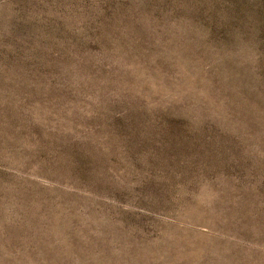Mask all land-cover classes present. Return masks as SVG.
<instances>
[{"label": "rangeland", "instance_id": "1", "mask_svg": "<svg viewBox=\"0 0 264 264\" xmlns=\"http://www.w3.org/2000/svg\"><path fill=\"white\" fill-rule=\"evenodd\" d=\"M0 264H264V0H0Z\"/></svg>", "mask_w": 264, "mask_h": 264}]
</instances>
